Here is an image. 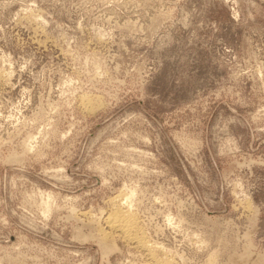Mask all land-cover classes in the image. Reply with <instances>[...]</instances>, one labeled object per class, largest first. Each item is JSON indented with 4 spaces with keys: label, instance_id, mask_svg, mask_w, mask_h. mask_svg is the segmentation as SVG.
Listing matches in <instances>:
<instances>
[{
    "label": "rangeland",
    "instance_id": "1",
    "mask_svg": "<svg viewBox=\"0 0 264 264\" xmlns=\"http://www.w3.org/2000/svg\"><path fill=\"white\" fill-rule=\"evenodd\" d=\"M116 196L158 260L264 264V0H0V264H152Z\"/></svg>",
    "mask_w": 264,
    "mask_h": 264
},
{
    "label": "bare ground",
    "instance_id": "2",
    "mask_svg": "<svg viewBox=\"0 0 264 264\" xmlns=\"http://www.w3.org/2000/svg\"><path fill=\"white\" fill-rule=\"evenodd\" d=\"M123 196H126V194ZM123 198L124 197L122 196H116L113 198L112 201H110L111 202L110 208L103 216V219L101 218L104 222L105 228L101 227L100 230L98 229L99 230L98 235L100 240L102 242L109 243V241L112 240L114 237H119L123 239L125 242H127L128 245L130 244V247L134 246L137 249L139 248L147 252V254L149 255L152 261L151 262L152 264H170L169 261H166L167 259L165 261L164 260L162 261L154 258L151 252L152 248L151 249L149 248L148 242L146 241L145 236L143 235L144 233L140 229L139 226L140 223H138V220L136 219V217L134 216L133 212L130 209L131 207H129L128 205L127 197L124 200ZM154 248L156 249L155 246Z\"/></svg>",
    "mask_w": 264,
    "mask_h": 264
}]
</instances>
